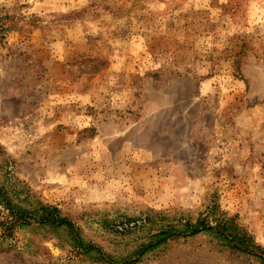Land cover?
<instances>
[{
	"label": "rangeland",
	"instance_id": "1",
	"mask_svg": "<svg viewBox=\"0 0 264 264\" xmlns=\"http://www.w3.org/2000/svg\"><path fill=\"white\" fill-rule=\"evenodd\" d=\"M0 184L107 252L215 203L264 248V0H0ZM0 245L102 264L35 228ZM162 250L139 264H259L206 236Z\"/></svg>",
	"mask_w": 264,
	"mask_h": 264
},
{
	"label": "trees",
	"instance_id": "2",
	"mask_svg": "<svg viewBox=\"0 0 264 264\" xmlns=\"http://www.w3.org/2000/svg\"><path fill=\"white\" fill-rule=\"evenodd\" d=\"M0 206L7 212V216L0 219L3 238L12 239L18 230L31 228L51 235H64L80 255L94 258L102 264H139L148 254L169 245L173 247L181 240L188 241L204 236L211 238L219 252L227 251L264 264V248L238 223L237 216L228 217L216 203L206 217L200 215L196 220L166 222L170 217L160 213L153 218L148 217L144 221V227L155 225V232L151 230L145 242H137L126 254L107 252L104 247L87 240L80 228L70 218L63 216L58 207L32 202L24 190L0 184ZM133 221L134 219H127L125 224L129 225ZM7 251L8 249L4 250L0 245V252Z\"/></svg>",
	"mask_w": 264,
	"mask_h": 264
}]
</instances>
